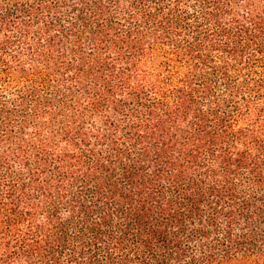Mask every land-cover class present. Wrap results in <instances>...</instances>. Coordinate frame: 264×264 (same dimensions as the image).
<instances>
[{
    "label": "trees",
    "instance_id": "16d2710c",
    "mask_svg": "<svg viewBox=\"0 0 264 264\" xmlns=\"http://www.w3.org/2000/svg\"><path fill=\"white\" fill-rule=\"evenodd\" d=\"M0 264H264V0H0Z\"/></svg>",
    "mask_w": 264,
    "mask_h": 264
}]
</instances>
